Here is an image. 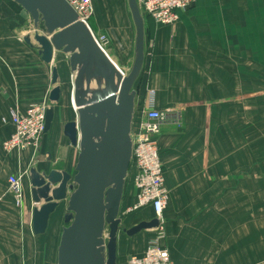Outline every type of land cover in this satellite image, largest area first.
Wrapping results in <instances>:
<instances>
[{
	"label": "crops",
	"instance_id": "obj_1",
	"mask_svg": "<svg viewBox=\"0 0 264 264\" xmlns=\"http://www.w3.org/2000/svg\"><path fill=\"white\" fill-rule=\"evenodd\" d=\"M92 1L93 28L110 37L112 60L135 56L128 0ZM179 16L174 26L145 18L146 59L132 126L148 108V91L155 92V108L167 119L157 138L170 193L162 246L175 264H264V0H196ZM35 33L27 12L0 0V264H58L65 204L47 233L36 236L29 173L73 175L79 156L64 135L65 125L77 121L69 59L55 57L62 101L51 104L53 66L42 61L38 45L26 43ZM45 100L55 115L40 152L6 153L3 143L15 129L11 110L25 113ZM135 172L121 206L127 230L157 219L150 207L126 214L137 202ZM13 175L23 176V208L9 192ZM154 230L133 238L118 233V264L144 255Z\"/></svg>",
	"mask_w": 264,
	"mask_h": 264
},
{
	"label": "water",
	"instance_id": "obj_2",
	"mask_svg": "<svg viewBox=\"0 0 264 264\" xmlns=\"http://www.w3.org/2000/svg\"><path fill=\"white\" fill-rule=\"evenodd\" d=\"M29 14L36 33L27 38L38 45L42 61L53 66L50 103L62 101L55 57L69 58L74 76L72 102L77 121L65 125L64 135L79 150L76 175L31 168L29 177L33 232L45 235L51 216L67 203L66 225L58 248V264H118V233L129 238L158 229V219L127 230L122 227L121 206L133 156L132 125L137 91L145 59V18L137 0H128L136 27L135 59L129 75L94 40L89 28L66 0H11ZM43 27L44 32L39 31ZM40 32L42 34H40ZM55 111L46 114V134Z\"/></svg>",
	"mask_w": 264,
	"mask_h": 264
},
{
	"label": "built area",
	"instance_id": "obj_3",
	"mask_svg": "<svg viewBox=\"0 0 264 264\" xmlns=\"http://www.w3.org/2000/svg\"><path fill=\"white\" fill-rule=\"evenodd\" d=\"M66 1L79 15V20L89 28L98 46L110 57V37L105 33L95 32L93 24L90 25L95 14L93 1ZM137 2L146 19L150 18L162 26H174L179 22V14L188 11L196 0H137ZM154 94L155 92L148 91V108L142 111L137 126L132 129L133 156L129 174L133 168L136 170L133 183L137 192V202L129 207L126 214L130 216L132 213L150 207L160 227L154 230L156 233L150 240L144 255L131 256L126 264H175L168 250L162 246L166 238L164 211L168 205L170 193L165 187L164 166L157 138L167 119L164 113L155 108ZM50 107L49 102L45 100L30 105L25 113L11 110L10 121L15 129L10 138L3 143L4 151L8 154L25 151H33L35 154L40 152L46 136V114ZM8 183L9 192L16 206L23 208L26 200L23 176L13 175Z\"/></svg>",
	"mask_w": 264,
	"mask_h": 264
},
{
	"label": "rangeland",
	"instance_id": "obj_4",
	"mask_svg": "<svg viewBox=\"0 0 264 264\" xmlns=\"http://www.w3.org/2000/svg\"><path fill=\"white\" fill-rule=\"evenodd\" d=\"M93 24V21L92 22H90V25H92ZM67 59H69V58H67ZM134 59H135V56H131L128 60H123V59H118V60H115L116 62V64L118 65V67L122 70V71H124V74L125 75H129V73L131 72V70H132V67H133V64H134ZM70 104H71V101H70ZM77 117V116H76ZM54 132V131H53ZM50 135V134H49ZM52 143V142H51ZM54 148V150H56V148H57V146L55 147V145L54 146H52L51 148H50V150H49V152L51 153V155L50 156H52L53 157V159H54V155H53V152H54V150H53V152L51 151V149H53ZM44 158H46L45 157V155H44ZM77 161L78 160H75V164L77 165ZM74 164V165H75ZM73 175H76V171L74 170L73 171ZM65 205H64V207L62 208L63 209V212L61 213V220H62V218H63V214L65 213V212H67V203H64ZM62 226L64 227H66V225L63 223V221H62Z\"/></svg>",
	"mask_w": 264,
	"mask_h": 264
},
{
	"label": "trees",
	"instance_id": "obj_5",
	"mask_svg": "<svg viewBox=\"0 0 264 264\" xmlns=\"http://www.w3.org/2000/svg\"><path fill=\"white\" fill-rule=\"evenodd\" d=\"M144 18H145V16H144ZM140 77H141V76H140ZM140 77H139L138 81L140 80ZM137 83H138V82H136V84H135V88H136ZM135 90H136V89H135Z\"/></svg>",
	"mask_w": 264,
	"mask_h": 264
},
{
	"label": "bare ground",
	"instance_id": "obj_6",
	"mask_svg": "<svg viewBox=\"0 0 264 264\" xmlns=\"http://www.w3.org/2000/svg\"><path fill=\"white\" fill-rule=\"evenodd\" d=\"M72 104H73V102H72ZM74 107V106H73Z\"/></svg>",
	"mask_w": 264,
	"mask_h": 264
}]
</instances>
